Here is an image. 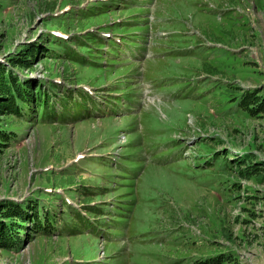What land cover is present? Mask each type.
<instances>
[{"label": "rangeland", "instance_id": "obj_1", "mask_svg": "<svg viewBox=\"0 0 264 264\" xmlns=\"http://www.w3.org/2000/svg\"><path fill=\"white\" fill-rule=\"evenodd\" d=\"M44 33L15 73L53 83L0 116V201L41 219L0 264H264V112L239 105L264 93V0H0V62Z\"/></svg>", "mask_w": 264, "mask_h": 264}, {"label": "trees", "instance_id": "obj_2", "mask_svg": "<svg viewBox=\"0 0 264 264\" xmlns=\"http://www.w3.org/2000/svg\"><path fill=\"white\" fill-rule=\"evenodd\" d=\"M47 39L49 37L44 33V36L40 37L37 43H31L23 48L21 56H11L7 60V64L0 62V116L6 114L20 115L24 109L23 104L29 102V99L34 102L39 95L45 93L40 81L33 78H21L15 71L26 72L27 69H31L34 61L39 59L45 61L50 58V50L43 46ZM36 44L41 46L40 51L36 49ZM44 66L45 73L51 74L54 71L52 64L48 66L44 64ZM239 105L247 109L249 114L264 112V93L261 94L258 87L247 89L243 91ZM13 137V133L0 123V151L7 146ZM40 219V211L35 201L1 200L0 248L15 251L22 248L26 242V237L28 238V227L37 225L40 223ZM226 260L228 257L221 253L201 260L199 264H224Z\"/></svg>", "mask_w": 264, "mask_h": 264}, {"label": "bare ground", "instance_id": "obj_3", "mask_svg": "<svg viewBox=\"0 0 264 264\" xmlns=\"http://www.w3.org/2000/svg\"><path fill=\"white\" fill-rule=\"evenodd\" d=\"M78 155H80V154H78ZM78 155H77V156H78ZM80 156H81V155H80Z\"/></svg>", "mask_w": 264, "mask_h": 264}]
</instances>
